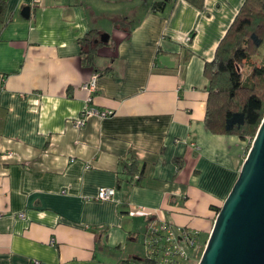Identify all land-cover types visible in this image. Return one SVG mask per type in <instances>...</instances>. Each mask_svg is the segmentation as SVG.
Segmentation results:
<instances>
[{"label":"crops","instance_id":"obj_1","mask_svg":"<svg viewBox=\"0 0 264 264\" xmlns=\"http://www.w3.org/2000/svg\"><path fill=\"white\" fill-rule=\"evenodd\" d=\"M244 2L205 0L198 9L176 0L156 13L140 1L128 17V5L112 0H41L25 19L33 0H7L0 264H138L146 249L135 242L158 220L198 232L206 245L250 140L207 129L204 68ZM91 30L110 39L86 66L79 40ZM95 73V105L115 114L77 129ZM130 159L142 169L138 183L120 173ZM103 187L116 195L98 200Z\"/></svg>","mask_w":264,"mask_h":264},{"label":"trees","instance_id":"obj_2","mask_svg":"<svg viewBox=\"0 0 264 264\" xmlns=\"http://www.w3.org/2000/svg\"><path fill=\"white\" fill-rule=\"evenodd\" d=\"M175 1H154L151 9L156 13L163 12ZM185 1L198 9H202L205 3V0ZM6 2L0 0V25ZM115 27L130 32L123 22L115 23ZM100 38L98 30H91L79 40L84 65L93 66L99 48L109 44V41L103 43ZM263 47L264 0H245L219 43L214 59L207 62L204 68L209 83L205 116L207 129L214 134L251 140L250 147L264 118V58L260 63L256 61ZM246 67L251 68V72L243 81V68ZM120 173L129 183H138L142 179V169L135 159L121 162ZM219 210L217 208V214ZM140 260L138 264H157L148 257Z\"/></svg>","mask_w":264,"mask_h":264},{"label":"water","instance_id":"obj_3","mask_svg":"<svg viewBox=\"0 0 264 264\" xmlns=\"http://www.w3.org/2000/svg\"><path fill=\"white\" fill-rule=\"evenodd\" d=\"M30 14V6L21 11ZM109 39L102 34L100 41ZM198 264H264V118Z\"/></svg>","mask_w":264,"mask_h":264},{"label":"built area","instance_id":"obj_4","mask_svg":"<svg viewBox=\"0 0 264 264\" xmlns=\"http://www.w3.org/2000/svg\"><path fill=\"white\" fill-rule=\"evenodd\" d=\"M40 3L41 0H33L31 9L36 10ZM98 77L97 73L93 74L90 80L83 85V89L87 93L86 106L79 118L73 122V126L77 129L84 127L88 119L92 117L104 119L115 114L113 110H102L95 105ZM1 91L2 89H0V94ZM115 195L114 188L103 187L98 191L97 199L111 200ZM20 217H23V214H20ZM197 236L198 232L173 226L164 220L152 222L148 226L143 242L147 253L146 257L156 261L157 264H185L189 260V256L180 242L185 241L193 247L196 244Z\"/></svg>","mask_w":264,"mask_h":264},{"label":"rangeland","instance_id":"obj_5","mask_svg":"<svg viewBox=\"0 0 264 264\" xmlns=\"http://www.w3.org/2000/svg\"><path fill=\"white\" fill-rule=\"evenodd\" d=\"M113 3L116 4V6L121 7V9L124 10V5H128L127 8L125 9L126 11H130L127 13L128 17L130 15L134 16V10L141 12V7L136 6L140 1H143V7L145 4H147V2L150 5V9L152 7V3L154 1H162V0H112ZM107 34V33H106ZM262 54H259V56L256 58V61L258 63L262 62L263 58H264V47L261 49ZM244 69V73H243V81H246V79L248 78L250 72H251V68L246 67L243 68ZM251 142V140H250ZM175 230L177 231V228H175ZM135 243H137V245L140 246V248H143L145 250V246L143 245V243L141 241H136ZM182 248L187 252L188 256H189V260L185 263V264H198L201 255L205 249V246H203L202 248L200 247V238H198V236L196 237V244L192 247L190 245H188L185 241H181L180 242ZM207 244V243H206ZM202 249V250H201ZM146 253V250H145ZM147 256V253L145 254ZM143 258V256H141Z\"/></svg>","mask_w":264,"mask_h":264}]
</instances>
